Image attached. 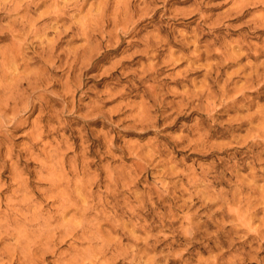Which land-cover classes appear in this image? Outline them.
I'll use <instances>...</instances> for the list:
<instances>
[{
    "label": "rangeland",
    "instance_id": "374dc122",
    "mask_svg": "<svg viewBox=\"0 0 264 264\" xmlns=\"http://www.w3.org/2000/svg\"><path fill=\"white\" fill-rule=\"evenodd\" d=\"M9 50L0 264H264L263 211L259 239L237 221L264 193V0H0ZM55 174L102 221L95 261L53 238Z\"/></svg>",
    "mask_w": 264,
    "mask_h": 264
},
{
    "label": "bare ground",
    "instance_id": "6f19581e",
    "mask_svg": "<svg viewBox=\"0 0 264 264\" xmlns=\"http://www.w3.org/2000/svg\"><path fill=\"white\" fill-rule=\"evenodd\" d=\"M2 1V0H1ZM39 5V4H38ZM28 7V6H27ZM28 9V8H27ZM18 10V9H17ZM12 14V13H11ZM55 14V13H54ZM59 15V14H58ZM62 15V14H61ZM56 17H58V16H56ZM98 19V18H97ZM96 19V20H97ZM100 19V18H99ZM101 22V21H100ZM8 29V28H7ZM10 29V28H9ZM40 30V29H39ZM4 30H2V32H3ZM41 31V30H40ZM4 33V32H3ZM14 33V32H13ZM36 40V39H35ZM157 46V45H156ZM18 51V50H17ZM13 51L12 50H9V55H7V54H5V56H3V61H1V63H0V96L1 95H3V96H7V94L8 93H10L9 95H10V98L8 97V99L6 100V103L9 105V103H10V100L11 99H14L15 98V96L16 95H21L20 93H21V91H22V89H23V86L22 85H20V84H17V86H16V92H15V89H13V88H11V85H9V84H7V79L9 78V72H8V70L6 69L8 66H10V65H12V66H14L13 64H17V61L15 60V59H13L14 57H12L13 56ZM17 54V53H16ZM12 57V58H11ZM156 58V57H155ZM11 66V67H12ZM263 67V66H262ZM9 69V68H8ZM11 69V68H10ZM217 78V77H216ZM30 79V78H29ZM45 79V78H44ZM28 81V80H27ZM30 85V84H29ZM241 88V87H240ZM25 91V90H24ZM226 91V90H225ZM26 92V91H25ZM198 93V92H197ZM201 93V92H200ZM199 93V94H200ZM187 94V93H186ZM189 94V93H188ZM8 95V96H9ZM193 96H195V95H193ZM184 97V96H183ZM189 97V96H188ZM23 103V102H22ZM261 117V116H260ZM252 118V117H251ZM255 122V121H254ZM263 124V123H262ZM259 126V125H258ZM259 128V127H258ZM262 138V137H261ZM252 148V147H251ZM49 175H53V174H49ZM56 175V174H55ZM58 175H59V173H58ZM56 177H57V175H56ZM56 177H55V179H56ZM55 179H53V182H54V188L56 189V190H58L57 192H58V194H57V198H58V200L60 201H58L60 204H61V208H62V215H63V219H65V217L67 216L66 214H68L69 212H73L74 213V216L72 215V219H70V220H68V221H66V222H62L61 221V223L62 224H60L59 223V225H61L60 227H56V226H54L55 227V230L53 229V231H54V235H53V238L54 237H56V235H59L57 232H58V230L60 231V234L61 235H63V229H64V231L66 232V234H72V235H74L73 234V232H77V233H80V235H82V236H88L87 238H89V240H90V242L89 243H91V244H93V243H96L97 244V246L98 245H102V248L100 249V250H98V251H94V250H87L88 252H84V254H85V257L86 258H89V259H92V260H97L98 258H100V255H103L107 250L106 249H108L109 247H110V241L108 242L105 238H106V235L105 234H103V229H102V226L103 225H101V223H102V221H101V223H93V222H87V220H88V217H90L91 216V213H90V210L92 209V207H85L84 205H81V206H79V205H77V208L76 209H73L74 208V206L73 205H71L70 204V202L72 201V198H71V195H72V192L71 191H69L67 188L65 189V187H67V186H65V184L64 183H62V179H59V177H57V179L55 180ZM70 187V186H69ZM76 187H77V189L76 190H82V186H79V188H78V186L76 185ZM84 188V187H83ZM75 189V188H74ZM52 191H53V189H52ZM250 191H252V192H250L251 194L252 193H256V190L255 189H253V188H251V190ZM75 192V191H74ZM55 195V194H54ZM261 195H262V197H261V199H258L257 201H255V202H252V201H249V202H247V210H242V209H240L239 208V210L240 211H238V219H237V221H238V226H240L241 228H247L248 229V231H247V237H248V239H250V238H252V235H250L251 233L253 234V232L255 231V233L257 232L258 233V236L256 237V239L258 238H260V233L258 232V231H260V229L258 230V228L260 227H258V228H256L257 230H254L253 232H250L251 231V229H252V225L254 224V217H255V215H257L260 211H263V213H264V207L263 208H260L259 210H255V211H253L255 208H256V206L258 207V206H260L262 203L264 204V193L262 192L261 193ZM57 201V200H56ZM83 202L85 203L86 201H84L83 200ZM100 203V202H99ZM260 204V205H259ZM98 205V204H97ZM97 205H95L94 207H96ZM102 205V204H101ZM109 205V204H108ZM115 205V204H114ZM255 205V207H254V209H252L253 208V206ZM79 206V207H78ZM93 207V208H94ZM252 207V208H251ZM114 208H116V207H113V210H114ZM114 211H116V210H114ZM115 213V212H114ZM97 216H96V218L98 219V222H100L99 221V219H100V214H96ZM131 216V215H130ZM60 217V216H59ZM104 217V216H103ZM115 217V216H114ZM113 217V218H114ZM133 217V216H132ZM56 218V217H55ZM54 218V219H55ZM188 218V217H187ZM104 219V218H103ZM106 219V218H105ZM190 219V218H189ZM62 220V219H61ZM79 220V221H78ZM49 221V220H48ZM47 222V221H46ZM58 222V221H57ZM261 222H263L264 223V221H261ZM55 223V222H54ZM86 223H88V224H86ZM107 223V222H106ZM263 223H262V225H263ZM46 224V223H45ZM47 224H49V223H47ZM57 224V223H56ZM44 225V224H43ZM41 226V227H44V226ZM105 225V224H104ZM262 225H261V227L260 228H262ZM47 226H49V225H47ZM47 226H45V227H47ZM52 226V225H51ZM51 226H49V227H51ZM44 227V229L46 230V228ZM48 227V228H49ZM56 228H58V229H56ZM43 229V228H42ZM52 229V228H51ZM110 230V229H109ZM49 230L47 229V231H46V233L48 232ZM41 233V232H40ZM49 233V232H48ZM52 233V232H51ZM254 233V234H255ZM256 235V234H255ZM218 236V239L220 240V237H219V234L217 235ZM43 237H44V235H43ZM46 237V236H45ZM58 237V236H57ZM255 237V236H254ZM18 238H21V237H18ZM60 238V237H59ZM27 239H28V237H27ZM26 239V240H27ZM49 239V238H48ZM247 239V240H248ZM246 240V241H247ZM116 241V240H115ZM21 242V241H20ZM20 242H19V244H20ZM28 242V241H27ZM34 242H35V239H34ZM46 242H48L49 243V241L46 239ZM114 242V241H113ZM220 242V241H219ZM116 243V242H115ZM145 243V242H144ZM25 244H26V242H25ZM29 244H31L30 243V241H29ZM29 244H28V246H29ZM112 245H113V243H112ZM122 245V244H121ZM243 245H246V243L245 244H243ZM114 246H115V244H114ZM117 246V245H116ZM123 246V245H122ZM45 247V246H44ZM31 248V247H30ZM93 248H94V246H93ZM113 248V247H112ZM111 248V249H112ZM19 249V248H18ZM17 248H15L14 249V252H15V254L16 253H19V250H18ZM47 249V248H46ZM89 249V248H88ZM27 250V249H26ZM95 250H96V248H95ZM114 250V249H113ZM116 250V249H115ZM22 251V250H21ZM108 252V251H107ZM129 252V251H128ZM23 253V255H24V253H25V251L24 252H22ZM109 253V252H108ZM14 254V255H15ZM20 254V253H19ZM31 254V253H30ZM22 256V255H21ZM30 256V255H29ZM42 256H43V254H42ZM41 256V257H42ZM99 256V257H98ZM40 257V258H41ZM103 257V256H102ZM221 257V256H220ZM78 258V257H77ZM13 262V261H12ZM74 262V261H73Z\"/></svg>",
    "mask_w": 264,
    "mask_h": 264
}]
</instances>
